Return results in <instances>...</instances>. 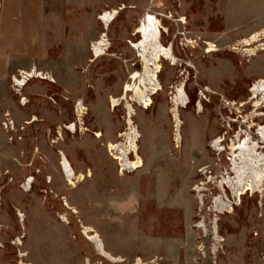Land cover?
I'll return each mask as SVG.
<instances>
[{
	"label": "rangeland",
	"instance_id": "obj_1",
	"mask_svg": "<svg viewBox=\"0 0 264 264\" xmlns=\"http://www.w3.org/2000/svg\"><path fill=\"white\" fill-rule=\"evenodd\" d=\"M44 5L46 41L29 69L53 81H30L25 106L11 88L16 73L0 83V264H264V165L262 183L239 201L221 183L234 178L229 139L246 132L261 142L264 108L254 107L250 89L264 80V0ZM112 10L104 27L98 18ZM147 14L175 58L158 62L154 94L148 76L157 63L147 54L144 71L131 47ZM102 34L104 55L95 60L90 47ZM180 86L183 107L174 103ZM137 134L141 166L121 171L114 157L135 162L129 141ZM218 138L222 151L211 146Z\"/></svg>",
	"mask_w": 264,
	"mask_h": 264
},
{
	"label": "bare ground",
	"instance_id": "obj_2",
	"mask_svg": "<svg viewBox=\"0 0 264 264\" xmlns=\"http://www.w3.org/2000/svg\"><path fill=\"white\" fill-rule=\"evenodd\" d=\"M117 15V12L115 10L104 12L100 17L98 18L99 21L104 22V27H108V25L115 19ZM136 34L140 36V39L131 44V47L133 49H137L140 51V56L142 58V61L144 62V71L148 70V67L151 65L148 64V61H146V55L150 54L153 56L154 61L157 63L155 66V70L148 76V82L153 86L152 94L160 90L159 84L156 80V74L158 72V62L161 58L169 61H175V58L172 54L171 49H167L163 47L160 44V25L159 22L150 14H147L144 19L142 20L141 24L136 30ZM104 35L102 34L100 37V40L94 44L91 45V53L92 57L96 60L99 58V56H103L104 53ZM264 37V34H263ZM253 39V37H252ZM245 46L248 47L251 45L249 41H244ZM208 53L213 52L212 46L209 45ZM150 61V60H149ZM152 62V61H151ZM150 63V62H149ZM153 64V63H152ZM35 74V73H34ZM136 76V74H135ZM135 76L133 78H135ZM47 78H44L46 80ZM129 86L125 87V93L129 92ZM252 100H257L254 103V107L256 109L258 108H264V80L258 81L256 84L252 85V88L250 89ZM144 97V96H143ZM146 98V97H145ZM143 100V99H142ZM187 96L184 93V90L180 86L177 88V95L175 96V105L176 106H185L187 104ZM151 104L150 98H147L146 100H143V106L147 108ZM198 108L200 109V104H197ZM115 107V106H114ZM259 117H264V114L258 115ZM175 121L177 122L176 128L179 127L180 122L177 118H175ZM130 124V119H129ZM71 130L74 129V126L70 127ZM256 134L260 138V140L264 141V125L259 126L257 128ZM245 138L241 139V141H238L236 144H231L230 149L231 153L229 155L228 161L231 163V173L234 175V178H229L228 176H225L222 179V185L226 188H229L232 192V195L237 199L238 201L242 196H244L246 193H254L255 187L262 183L263 180V173H262V165L264 161L263 153H258L257 141H253L248 133H244ZM98 136V135H97ZM238 136V135H237ZM136 138H138V134L135 135L130 141L129 145L131 148V151L134 153L135 162H129L127 160H123L120 157H114V159L118 160L119 162H122V167L130 168L131 170H136L140 168L141 166V160L138 157L136 153ZM176 138H179V134H176ZM221 138L215 139L214 142L211 143V146L216 151H222L223 148H221ZM264 143V142H263ZM108 148L110 150L117 149V145L109 144ZM236 153V154H235ZM60 166L62 167V170L66 177L68 179L74 178V171L71 168L69 162L66 160V158L60 154ZM71 183V182H70ZM69 183V184H70ZM257 192V191H256ZM219 201V200H218ZM220 204L222 207H224V203L220 201ZM224 204V205H223ZM229 209L230 213L232 210V205H228L226 207ZM221 209V208H220ZM224 210V209H223ZM225 212V211H224ZM89 229L85 230L83 234L85 235L86 239L88 241H91L95 244V247L97 248L99 255L105 258L106 260L115 263L116 258L111 257L108 253H106L103 249L102 243L99 240L98 236L96 234H88ZM91 233V232H90Z\"/></svg>",
	"mask_w": 264,
	"mask_h": 264
},
{
	"label": "crops",
	"instance_id": "obj_3",
	"mask_svg": "<svg viewBox=\"0 0 264 264\" xmlns=\"http://www.w3.org/2000/svg\"><path fill=\"white\" fill-rule=\"evenodd\" d=\"M45 26L44 0H0V83L39 60ZM164 264L180 261L166 259Z\"/></svg>",
	"mask_w": 264,
	"mask_h": 264
},
{
	"label": "built area",
	"instance_id": "obj_4",
	"mask_svg": "<svg viewBox=\"0 0 264 264\" xmlns=\"http://www.w3.org/2000/svg\"><path fill=\"white\" fill-rule=\"evenodd\" d=\"M44 78H47V79L44 80ZM33 80L50 82V80H52V79H50V77H48L43 72L38 71L35 67H32L26 71H17L16 75L13 76L11 79V88H12L14 94L19 97V104L21 106H25L28 103L27 98L22 95V90L30 81H33ZM74 109H75L76 117H78V115L81 112V109H83V108L80 106L79 103H76ZM5 118H7V117H5ZM3 126L5 129H7L8 127L10 128V121L7 120V122H5L3 124ZM214 141L215 140H213L212 142H214ZM120 167H122V166H120ZM126 170H131V169L127 168V167L121 168V171H126Z\"/></svg>",
	"mask_w": 264,
	"mask_h": 264
},
{
	"label": "flooded vegetation",
	"instance_id": "obj_5",
	"mask_svg": "<svg viewBox=\"0 0 264 264\" xmlns=\"http://www.w3.org/2000/svg\"><path fill=\"white\" fill-rule=\"evenodd\" d=\"M239 130L241 131V129L239 128ZM244 133H246V132H244ZM244 133H242V134H244ZM238 135V136H237ZM236 135V137H235V135H232L233 137H235L236 138V141L238 142V141H241V139L239 138V136H240V134H237ZM257 135V134H256ZM258 136V135H257ZM251 137V136H250ZM245 138V136L242 138V139H244ZM251 139H252V137H251ZM230 140V146H231V144H233L234 142L231 140V138L229 139ZM222 142V141H221ZM236 142V143H237ZM264 141H262L261 140V142H258V143H260V144H258V146H257V148L258 147H260V150H264V143H263ZM229 149V148H228ZM259 149V148H258ZM262 154V153H261ZM229 155H230V153H229ZM263 155V157H264V153L262 154ZM228 158L229 157H227V161H228ZM229 162V161H228ZM229 164H231L230 162H229ZM263 165H264V162H263Z\"/></svg>",
	"mask_w": 264,
	"mask_h": 264
}]
</instances>
